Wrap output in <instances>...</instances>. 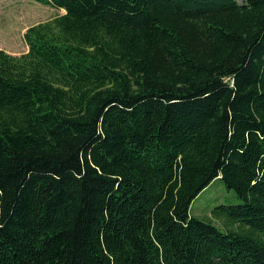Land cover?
<instances>
[{"label": "trees", "instance_id": "16d2710c", "mask_svg": "<svg viewBox=\"0 0 264 264\" xmlns=\"http://www.w3.org/2000/svg\"><path fill=\"white\" fill-rule=\"evenodd\" d=\"M33 1L62 13L0 49V264H264V0Z\"/></svg>", "mask_w": 264, "mask_h": 264}, {"label": "rangeland", "instance_id": "374dc122", "mask_svg": "<svg viewBox=\"0 0 264 264\" xmlns=\"http://www.w3.org/2000/svg\"><path fill=\"white\" fill-rule=\"evenodd\" d=\"M61 13L59 9L33 0H0V49L11 55L25 52L26 45L22 38L24 30L34 23ZM238 201L219 179H213L191 200L188 213L211 221L221 229L224 228V221L216 217L217 209H212L219 204H234Z\"/></svg>", "mask_w": 264, "mask_h": 264}, {"label": "crops", "instance_id": "0c3cea01", "mask_svg": "<svg viewBox=\"0 0 264 264\" xmlns=\"http://www.w3.org/2000/svg\"><path fill=\"white\" fill-rule=\"evenodd\" d=\"M62 11V10H61Z\"/></svg>", "mask_w": 264, "mask_h": 264}]
</instances>
